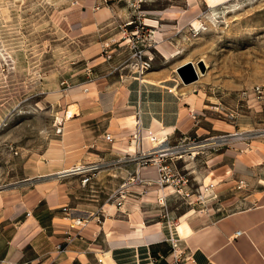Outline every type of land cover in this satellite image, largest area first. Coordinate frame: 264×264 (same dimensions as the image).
<instances>
[{
  "label": "rangeland",
  "instance_id": "374dc122",
  "mask_svg": "<svg viewBox=\"0 0 264 264\" xmlns=\"http://www.w3.org/2000/svg\"><path fill=\"white\" fill-rule=\"evenodd\" d=\"M96 1L95 10H109L98 23L93 9L89 19L81 10ZM142 52L153 58L149 70H174L192 61L201 76L190 88L201 93L220 123L233 126V133L189 135L202 143L228 138L218 150L204 149L199 156H207L196 165L191 159L177 164L189 173L193 192L203 195L194 193L175 206L200 212L221 207L218 196L202 187L211 152L235 134L264 130V0H224L213 9L205 0H0V184L58 164L72 146H112L98 137L120 115L113 88L140 75ZM100 90L103 114L86 122L83 140L67 114L79 112V98L94 105Z\"/></svg>",
  "mask_w": 264,
  "mask_h": 264
},
{
  "label": "crops",
  "instance_id": "0c3cea01",
  "mask_svg": "<svg viewBox=\"0 0 264 264\" xmlns=\"http://www.w3.org/2000/svg\"><path fill=\"white\" fill-rule=\"evenodd\" d=\"M97 3L81 6L86 19L92 18L87 15L92 9L94 19L107 15L109 10L103 7L94 9ZM176 69L148 70L115 84L114 111L120 115L112 130L98 137L112 146H72L71 155L61 156L58 164L40 165L23 177L3 180L0 264H174L175 253L181 256V264H264L263 137L231 139L211 152L210 175L202 179V187L214 192L222 206H211L206 212L175 206L174 202H188L191 197L168 196L162 205L157 167L134 160L140 150L152 147L146 139L149 134L177 142L183 135L233 133V126L220 123L205 108L201 93L184 84ZM101 93L94 105L86 98L76 103L79 112L71 117V124L83 140L86 122L103 114L98 103ZM95 108L100 110L90 111ZM96 163L103 167L86 185L81 177L66 173ZM137 175L142 182L129 185L131 195L121 208L112 204L111 195ZM240 180L248 188L238 190ZM172 240H177V248ZM61 243H66L62 252L57 250Z\"/></svg>",
  "mask_w": 264,
  "mask_h": 264
},
{
  "label": "built area",
  "instance_id": "2783aa9c",
  "mask_svg": "<svg viewBox=\"0 0 264 264\" xmlns=\"http://www.w3.org/2000/svg\"><path fill=\"white\" fill-rule=\"evenodd\" d=\"M152 57L147 56L146 53L142 52L139 58V74H143L146 70L148 71L152 67ZM192 118L196 119V114L193 113ZM261 137H264V130L260 133ZM107 140H111V136L107 134ZM228 138L227 136H218L208 139L205 143L196 141L191 138L189 135H183L179 137L176 145H170L172 141L168 138L159 139L156 136L149 134L146 139H149L152 147L149 150H140L138 156L134 160H137L139 165L147 166L148 164H154L157 167L159 178L156 180L158 186L163 189V195L159 198V201L162 205H165L168 196H178L181 198H190L192 195L199 194L202 196L203 193L193 192L192 188V179L189 177V173H181L180 168L178 167L179 161H184L186 159L196 160L197 157L204 153V149L209 148L210 151L218 150L222 144H224ZM217 141V142H214ZM211 143V144H210ZM203 145V146H202ZM140 146V144H139ZM175 151V152H172ZM103 167V164H89V165H79L70 169L69 172H66L69 175H75L81 177L82 185H86L90 182L92 175L100 170ZM137 182H142V179L139 175L130 178L124 184H122L109 198V201L112 204H116L118 208L125 203V200L129 193V185L135 184ZM244 180H240L238 183V189H241L246 186ZM170 189V193L166 194L165 190ZM81 223V221H79ZM85 225V224H84ZM240 233V232H238ZM67 244L70 242L66 241ZM173 248H177V240H172ZM63 247V249H61ZM57 249L62 252L66 249L63 244H59ZM176 251V250H175ZM180 255H174V264H181L182 260Z\"/></svg>",
  "mask_w": 264,
  "mask_h": 264
},
{
  "label": "bare ground",
  "instance_id": "6f19581e",
  "mask_svg": "<svg viewBox=\"0 0 264 264\" xmlns=\"http://www.w3.org/2000/svg\"><path fill=\"white\" fill-rule=\"evenodd\" d=\"M206 1V3H207V5L211 8V9H213V8H215V7H217V6H219L220 4H222V2L224 1V0H205ZM187 61V60H186ZM185 61V62H186ZM189 61V60H188ZM188 63H191V64H193L192 63V61L191 62H188ZM205 63V62H204ZM194 65V64H193ZM196 65H197V63H196ZM195 66V65H194ZM206 66V68L208 67V65L206 64L205 65ZM195 70H196V72H197V74H198V77L199 76H201V73H200V70L198 71L197 69H196V67H195ZM207 71V70H206ZM147 71L145 70L144 72H143V74L144 73H146ZM74 115V112L72 111V110H70L69 112H68V114H67V117L68 118H71L72 116ZM251 135H256V136H260V132H255L254 134L253 133H249V132H242V133H238V134H235V136H233L231 139H238V138H241V139H245V138H248V137H250ZM214 142H217V141H214ZM211 144V143H210ZM203 146V145H202ZM172 152H175V151H172ZM62 172H66V170L65 171H61V172H59L60 174L59 175H62L61 173ZM69 172V171H68ZM64 174H66V173H64ZM210 185H213V183H210L208 186H206V187H209Z\"/></svg>",
  "mask_w": 264,
  "mask_h": 264
},
{
  "label": "water",
  "instance_id": "95a60500",
  "mask_svg": "<svg viewBox=\"0 0 264 264\" xmlns=\"http://www.w3.org/2000/svg\"><path fill=\"white\" fill-rule=\"evenodd\" d=\"M201 69L204 71V64L200 62ZM177 73L181 77L184 84H191L198 80V74L191 63H186L177 68Z\"/></svg>",
  "mask_w": 264,
  "mask_h": 264
}]
</instances>
